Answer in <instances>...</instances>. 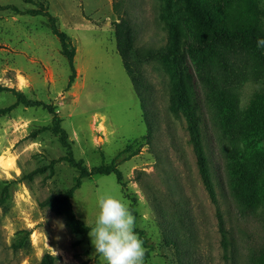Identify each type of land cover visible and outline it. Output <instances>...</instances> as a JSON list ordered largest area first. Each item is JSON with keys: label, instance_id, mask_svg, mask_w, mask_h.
<instances>
[{"label": "rangeland", "instance_id": "1", "mask_svg": "<svg viewBox=\"0 0 264 264\" xmlns=\"http://www.w3.org/2000/svg\"><path fill=\"white\" fill-rule=\"evenodd\" d=\"M42 1L76 47V78L68 87L69 63L47 17L7 8L0 9V86L56 105L75 157L83 158L88 167L115 159L131 194V198L125 195L113 173L85 177L72 198L76 215L94 227L98 197L113 195L129 207L133 204L138 213L136 229L143 230L151 246L144 264L178 261L174 245L165 242L162 217L175 219L179 214L185 219L181 232L186 234L189 225L195 233L191 264H253L264 249V206L245 210L233 194V143L219 108L209 104L190 56L184 52L182 67L192 76L203 117L202 131L226 221L227 249L186 117L170 107L175 75L169 60L152 57L140 63L151 83L148 107L155 127L148 142L140 98L117 49L114 22L121 16L134 26L141 53L169 45L175 22L189 38L183 1L0 0V4L26 9L38 8ZM207 4L216 26L235 27L241 0H207ZM220 80L234 94L238 116L252 111L264 116V68L249 56L233 55ZM15 100L12 90L0 89V108ZM52 117L43 107L24 104L0 116V159L10 156L14 162L9 169L0 163V264L37 263L46 252L56 255L59 264H106L95 252L89 231H71L62 215L39 204L50 195H62L78 175L62 159L67 148L59 136L41 129L51 124ZM259 137L264 148V130ZM130 144V150L118 155ZM235 150L251 152L246 142Z\"/></svg>", "mask_w": 264, "mask_h": 264}, {"label": "trees", "instance_id": "2", "mask_svg": "<svg viewBox=\"0 0 264 264\" xmlns=\"http://www.w3.org/2000/svg\"><path fill=\"white\" fill-rule=\"evenodd\" d=\"M30 2L32 0H24ZM186 12L183 15L184 22L188 25L189 38L184 37L177 22L172 24L170 44L158 49L154 53H141L136 47L135 28L127 17H119L114 22L117 49L122 58L123 65L132 81L133 87L140 98L141 107L147 123L148 142L154 132V121L148 107L150 100L151 83L144 76L140 63L152 57L169 60L170 67L175 75V83L172 88L171 110L174 113L182 111L187 121V128L193 149L197 158V164L203 183L208 190L212 201L217 207V217L219 228L223 236V244L227 249V227L225 217L218 199V192L215 185L214 173L211 158L206 149V139L202 131L203 117L199 112L198 101L192 91L191 74L182 67V56L186 51L190 56L198 76L206 88V96H209V104L219 108L223 115L224 125L233 143L232 153V185L233 194L245 210H255L259 206H264V148L260 140V131L264 130V116L257 115V112H250L248 116H238L236 112L237 102L234 94L223 87L220 80L224 70L228 69V63L233 55L249 56L256 65L264 68V46L257 47L258 39H264V0H241L242 6L235 27L216 26L213 23L211 11L207 0H182ZM40 3L38 8L21 9L14 4H0V9H11L15 13L30 15H44L47 17L49 27L61 44V51L66 56L70 74L68 87L72 85L76 78L75 55L76 47L71 41L67 32L62 30L57 22V17L49 12L45 4ZM0 89L12 90L16 100L5 107L0 108V116L11 112L19 104L26 106H38L47 109L52 115L50 125L43 126L41 129H51L59 136V139L67 148V153L62 159L70 162L78 171L74 184L62 195H50L39 202L42 207H50L56 214L62 215L65 224L73 232L87 233L90 226L79 218L74 210L72 198L75 191L81 186L85 177L94 174H115L117 182L126 196L131 198L128 192L127 182L123 172L113 159L108 164H100L88 167L83 158L77 159L73 153L72 142L68 137L67 130L62 125V118L57 112L56 105L39 99L27 97L23 92L15 88L1 87ZM264 97V93H263ZM264 100V98H263ZM253 107L255 105L252 103ZM246 142L251 149L250 153L236 151V147ZM132 145L126 146L122 151H128ZM135 217L138 215L131 204ZM170 218V217H169ZM164 224L165 242L167 245L173 244L178 255V261L174 264H191L194 256L195 233L193 227L186 225V234L181 232L184 227L185 219L181 214L175 219L162 217ZM136 233L146 247L144 260L150 254L151 246L148 239L144 236L143 230L135 228ZM187 258V259H186ZM30 264H59L57 256L46 252L42 259L37 263ZM253 264H264V249L255 258Z\"/></svg>", "mask_w": 264, "mask_h": 264}, {"label": "clouds", "instance_id": "3", "mask_svg": "<svg viewBox=\"0 0 264 264\" xmlns=\"http://www.w3.org/2000/svg\"><path fill=\"white\" fill-rule=\"evenodd\" d=\"M264 46L258 39L257 47ZM99 213L88 235L106 264H144L146 250L136 233V217L127 202L113 195L97 199ZM56 254V253H55Z\"/></svg>", "mask_w": 264, "mask_h": 264}, {"label": "bare ground", "instance_id": "4", "mask_svg": "<svg viewBox=\"0 0 264 264\" xmlns=\"http://www.w3.org/2000/svg\"><path fill=\"white\" fill-rule=\"evenodd\" d=\"M0 163L6 169H9V168L13 167V165H14V162L10 156H2L0 159Z\"/></svg>", "mask_w": 264, "mask_h": 264}]
</instances>
